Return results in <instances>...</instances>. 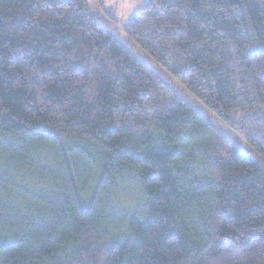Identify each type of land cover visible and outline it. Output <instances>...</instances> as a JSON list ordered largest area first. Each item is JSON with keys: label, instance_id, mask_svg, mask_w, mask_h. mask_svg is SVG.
<instances>
[{"label": "trees", "instance_id": "obj_1", "mask_svg": "<svg viewBox=\"0 0 264 264\" xmlns=\"http://www.w3.org/2000/svg\"><path fill=\"white\" fill-rule=\"evenodd\" d=\"M121 29L264 161V0ZM0 264H264V171L86 0H0Z\"/></svg>", "mask_w": 264, "mask_h": 264}, {"label": "rangeland", "instance_id": "obj_2", "mask_svg": "<svg viewBox=\"0 0 264 264\" xmlns=\"http://www.w3.org/2000/svg\"><path fill=\"white\" fill-rule=\"evenodd\" d=\"M91 13L95 15L99 23L106 28L116 39H118L129 51L137 57L144 65L150 68L157 76L170 85L173 90L195 111L210 122L220 133L229 139L245 155L252 157L264 171V161L257 155L252 148L241 139L224 122L218 119L200 100L195 98L185 89L176 79H174L155 59L140 48L129 36L121 29V25L130 21L146 4L148 0H105L104 8L100 7L95 0H86ZM116 18L118 23L112 20Z\"/></svg>", "mask_w": 264, "mask_h": 264}]
</instances>
